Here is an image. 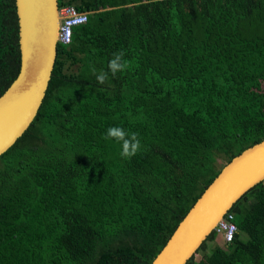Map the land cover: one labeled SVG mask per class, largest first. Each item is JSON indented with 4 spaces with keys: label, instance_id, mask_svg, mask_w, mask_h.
<instances>
[{
    "label": "trees",
    "instance_id": "16d2710c",
    "mask_svg": "<svg viewBox=\"0 0 264 264\" xmlns=\"http://www.w3.org/2000/svg\"><path fill=\"white\" fill-rule=\"evenodd\" d=\"M57 2L87 19L0 154V264H150L221 166L264 139V0ZM18 69L15 0H0V95ZM110 126L136 134L134 155ZM229 211L232 239L208 248L212 230L186 264H264V180Z\"/></svg>",
    "mask_w": 264,
    "mask_h": 264
},
{
    "label": "water",
    "instance_id": "95a60500",
    "mask_svg": "<svg viewBox=\"0 0 264 264\" xmlns=\"http://www.w3.org/2000/svg\"><path fill=\"white\" fill-rule=\"evenodd\" d=\"M19 69L0 95V154L26 130L51 76L60 16L57 0H15ZM264 180V139L224 163L150 264H186L219 219L247 190Z\"/></svg>",
    "mask_w": 264,
    "mask_h": 264
},
{
    "label": "built area",
    "instance_id": "2783aa9c",
    "mask_svg": "<svg viewBox=\"0 0 264 264\" xmlns=\"http://www.w3.org/2000/svg\"><path fill=\"white\" fill-rule=\"evenodd\" d=\"M60 16L57 32V43L68 44L71 40L73 27L84 23L87 19L84 12L78 11L72 5H63L58 7ZM217 235H220L222 241L229 242L237 230L233 222V214L229 210L219 219L214 228Z\"/></svg>",
    "mask_w": 264,
    "mask_h": 264
},
{
    "label": "clouds",
    "instance_id": "9594fccd",
    "mask_svg": "<svg viewBox=\"0 0 264 264\" xmlns=\"http://www.w3.org/2000/svg\"><path fill=\"white\" fill-rule=\"evenodd\" d=\"M124 52L119 51L113 55L108 62V70L115 75L118 71H123L127 67V61L123 59ZM108 76L107 72H99L96 74V80L103 83ZM106 136L119 141L121 144V156L130 157L134 155L140 145L135 133H128L120 126H110L106 130Z\"/></svg>",
    "mask_w": 264,
    "mask_h": 264
},
{
    "label": "rangeland",
    "instance_id": "374dc122",
    "mask_svg": "<svg viewBox=\"0 0 264 264\" xmlns=\"http://www.w3.org/2000/svg\"><path fill=\"white\" fill-rule=\"evenodd\" d=\"M262 89L264 91V83L262 84ZM218 163H219V165H221L223 163V161L219 159ZM214 243H219V244L223 243L220 235H216L215 242H208V244H209L208 248H210ZM206 252H208L207 249H206ZM200 257H201V254L199 252L198 253L196 252V254L194 255V259L198 260V259H200Z\"/></svg>",
    "mask_w": 264,
    "mask_h": 264
}]
</instances>
